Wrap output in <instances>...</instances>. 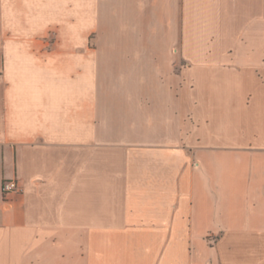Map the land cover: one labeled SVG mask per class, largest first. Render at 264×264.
<instances>
[{"label":"crops","instance_id":"0c3cea01","mask_svg":"<svg viewBox=\"0 0 264 264\" xmlns=\"http://www.w3.org/2000/svg\"><path fill=\"white\" fill-rule=\"evenodd\" d=\"M0 264H264V0H0Z\"/></svg>","mask_w":264,"mask_h":264},{"label":"built area","instance_id":"2783aa9c","mask_svg":"<svg viewBox=\"0 0 264 264\" xmlns=\"http://www.w3.org/2000/svg\"><path fill=\"white\" fill-rule=\"evenodd\" d=\"M19 190V185L15 180H6L2 184V191L4 194Z\"/></svg>","mask_w":264,"mask_h":264}]
</instances>
